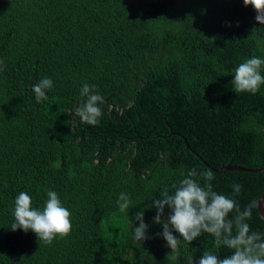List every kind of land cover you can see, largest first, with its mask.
I'll list each match as a JSON object with an SVG mask.
<instances>
[{"label": "trees", "instance_id": "obj_1", "mask_svg": "<svg viewBox=\"0 0 264 264\" xmlns=\"http://www.w3.org/2000/svg\"><path fill=\"white\" fill-rule=\"evenodd\" d=\"M255 16L243 0H0V264L222 259L231 250L206 232L190 244L174 232L170 252L153 223V201L193 169L201 187L211 183L241 210L256 200L247 223L264 235V172L214 170L264 167V85L252 94L231 84L240 63L264 59ZM43 78L53 87L37 103L32 87ZM84 84L104 98L97 125L75 115ZM48 191L70 211V234L45 243L13 231L18 194L42 210ZM142 209L149 238L135 241Z\"/></svg>", "mask_w": 264, "mask_h": 264}, {"label": "clouds", "instance_id": "obj_2", "mask_svg": "<svg viewBox=\"0 0 264 264\" xmlns=\"http://www.w3.org/2000/svg\"><path fill=\"white\" fill-rule=\"evenodd\" d=\"M244 6L251 5L256 12L255 20L264 24V0H243ZM264 59L251 57L239 64L234 69V79L231 81L236 93L249 92L255 94L264 85V75H261V67ZM53 87L50 78H43L33 85L37 103L48 99L46 90ZM81 96L86 97L84 103L75 109V115L83 123L97 125L102 110L99 104L104 98L93 93L88 84L81 89ZM208 182L214 179L211 171L201 173ZM197 176L195 169L179 182L173 185L174 192L169 193L165 189L161 198L155 199L151 205L156 209L153 223L161 224L163 231L157 233L162 237L170 252L178 248L179 239L175 233L189 244L197 239L202 233L211 234L217 248L225 247L231 250L230 255L220 258L217 254L204 251L195 264H264V235L251 231L247 220L251 218L252 209L257 207V201L253 200L243 210L232 198L212 190L211 183L201 187L194 177ZM234 194H238L241 185H232ZM48 199L42 210L32 208V199L26 192H20L15 198L13 231L22 229L25 232L33 231L38 240L51 243L56 236L66 237L72 230L70 211L62 206L58 194L55 191L47 192ZM121 211H127L131 205L129 197L121 193L118 201ZM165 208L170 211L165 216ZM235 211L236 216L232 219L229 214ZM134 219L139 221L138 226L132 227V236L135 241L148 239V225L144 221L143 209L135 213ZM172 259H176L175 256ZM190 264H194L193 260Z\"/></svg>", "mask_w": 264, "mask_h": 264}, {"label": "water", "instance_id": "obj_3", "mask_svg": "<svg viewBox=\"0 0 264 264\" xmlns=\"http://www.w3.org/2000/svg\"><path fill=\"white\" fill-rule=\"evenodd\" d=\"M186 144H187L188 147H190V145H189V143L187 141H186ZM194 152L197 153L196 151H194ZM234 169H239V170H243V171L259 172V173L264 172V167L263 168H258V169H250V168H246V167L231 166V165H226V166H223V167H221L219 169H214V170L222 172V171L234 170ZM258 209H259L260 215L264 218V192L259 197Z\"/></svg>", "mask_w": 264, "mask_h": 264}, {"label": "flooded vegetation", "instance_id": "obj_4", "mask_svg": "<svg viewBox=\"0 0 264 264\" xmlns=\"http://www.w3.org/2000/svg\"><path fill=\"white\" fill-rule=\"evenodd\" d=\"M136 224L138 225V222H136Z\"/></svg>", "mask_w": 264, "mask_h": 264}]
</instances>
